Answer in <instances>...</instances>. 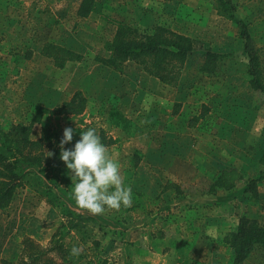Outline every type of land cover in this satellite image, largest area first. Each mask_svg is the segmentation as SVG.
<instances>
[{
  "label": "rangeland",
  "instance_id": "obj_1",
  "mask_svg": "<svg viewBox=\"0 0 264 264\" xmlns=\"http://www.w3.org/2000/svg\"><path fill=\"white\" fill-rule=\"evenodd\" d=\"M80 1L0 0V129L28 124L33 138L46 133L54 141L66 127L95 128L132 188V206L106 209L101 228L92 227L98 246L80 242L83 253L72 264H230L223 238L238 218L264 224V95L249 85L239 27L218 14L216 0H94L85 17L76 13ZM229 1L264 69V0ZM120 24L144 32L164 25L191 37L174 83L132 60L116 67L100 61ZM50 43L78 56L58 66L41 52ZM206 51L218 54L211 71L202 68ZM76 90L85 97L81 113H49ZM49 151L53 146H45ZM47 158L60 174L59 200L91 215L72 198L60 148ZM231 167L238 174L233 184L217 185L219 173ZM66 179L71 197L58 190ZM250 179H257L255 194L244 189ZM45 183L18 187L0 209V261H16L26 238L49 247L61 218L36 191ZM48 255L58 264L68 261ZM243 264H264V244Z\"/></svg>",
  "mask_w": 264,
  "mask_h": 264
},
{
  "label": "trees",
  "instance_id": "obj_2",
  "mask_svg": "<svg viewBox=\"0 0 264 264\" xmlns=\"http://www.w3.org/2000/svg\"><path fill=\"white\" fill-rule=\"evenodd\" d=\"M215 9L218 14L234 20L239 27L238 36L243 40V47L248 56L249 85L264 95L261 73L264 69H262L258 53L249 47L250 34L246 23L236 18L233 5L229 0H216ZM93 10L94 0H81L76 13L85 17ZM192 48L191 37L164 25H155L150 31L144 32L129 25L120 24L111 41L109 56L101 58L100 61L116 67L126 60H132L141 64L145 71L160 81L174 83L177 77L175 71L185 61ZM41 52L51 57L58 66L78 56L70 49L53 43L43 45ZM217 58V53L206 51L202 68L213 70ZM84 106L85 97L81 91L76 90L69 100L55 106L49 110V113L77 114L83 111ZM81 131L83 130L74 131L73 141L65 145V148H74L75 143L80 139ZM53 136L54 141H47L46 133L33 138L30 125L22 123L11 124L7 129H0V209L9 204L18 187L30 186L31 181L43 184L45 182L42 174H46L51 183L49 185L45 183L42 191L39 189L36 191L40 197L45 198L47 203L58 208L61 218L51 235L49 247H42L32 239L26 238L18 259L13 261L3 258L0 264H58L48 255L52 251L60 255L64 261L68 260L65 264H72L77 257L70 255L73 246L79 247L80 242L84 245L87 240H90L95 247L99 244L97 239L91 238L92 227L94 224V230L95 227L101 228L99 222H103L104 218L100 215L93 217L72 209L69 205L62 203L55 193L54 188H58L61 184L60 174L55 173L56 163L47 158L45 146H53L54 153H57L63 135L53 134ZM46 142H48L47 145H45ZM236 176L238 174L234 168H226L219 173L215 182L221 187H230ZM64 182L63 187L58 190L66 191L71 197L72 185L68 179ZM256 182L257 179H250L244 189L255 194ZM78 235L79 240H76L75 236ZM223 240L232 254L230 264H243L256 244H264V224H260L254 218L241 215L236 229L227 233ZM80 249L79 256L82 255L84 247ZM104 263L105 261L101 260L100 264Z\"/></svg>",
  "mask_w": 264,
  "mask_h": 264
},
{
  "label": "clouds",
  "instance_id": "obj_3",
  "mask_svg": "<svg viewBox=\"0 0 264 264\" xmlns=\"http://www.w3.org/2000/svg\"><path fill=\"white\" fill-rule=\"evenodd\" d=\"M74 129L66 127L59 143L60 159L70 170L74 187L72 198L78 209L91 215L107 210L120 211L132 206V188L125 186L118 161L108 155L95 128L81 131L74 148H65L73 141ZM53 152H47L52 157ZM81 249L73 246L70 255L79 256Z\"/></svg>",
  "mask_w": 264,
  "mask_h": 264
}]
</instances>
